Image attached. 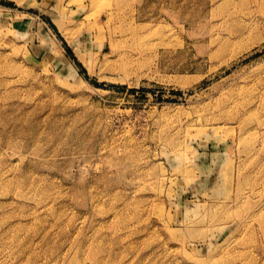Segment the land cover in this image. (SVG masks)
<instances>
[{
	"label": "rangeland",
	"instance_id": "rangeland-1",
	"mask_svg": "<svg viewBox=\"0 0 264 264\" xmlns=\"http://www.w3.org/2000/svg\"><path fill=\"white\" fill-rule=\"evenodd\" d=\"M0 0V264H264V0Z\"/></svg>",
	"mask_w": 264,
	"mask_h": 264
},
{
	"label": "bare ground",
	"instance_id": "bare-ground-1",
	"mask_svg": "<svg viewBox=\"0 0 264 264\" xmlns=\"http://www.w3.org/2000/svg\"><path fill=\"white\" fill-rule=\"evenodd\" d=\"M91 5L99 8L105 6V3L102 0H91Z\"/></svg>",
	"mask_w": 264,
	"mask_h": 264
}]
</instances>
